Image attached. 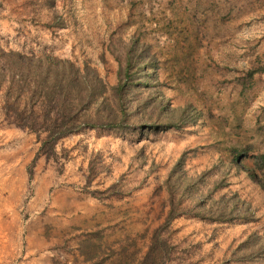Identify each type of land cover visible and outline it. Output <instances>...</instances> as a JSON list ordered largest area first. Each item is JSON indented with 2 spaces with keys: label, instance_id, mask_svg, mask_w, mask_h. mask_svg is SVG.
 <instances>
[{
  "label": "rangeland",
  "instance_id": "rangeland-1",
  "mask_svg": "<svg viewBox=\"0 0 264 264\" xmlns=\"http://www.w3.org/2000/svg\"><path fill=\"white\" fill-rule=\"evenodd\" d=\"M0 48L87 62L127 113L47 150L0 115V264H139L152 237L159 264H264V0H0ZM168 173L194 181L172 218Z\"/></svg>",
  "mask_w": 264,
  "mask_h": 264
},
{
  "label": "trees",
  "instance_id": "trees-1",
  "mask_svg": "<svg viewBox=\"0 0 264 264\" xmlns=\"http://www.w3.org/2000/svg\"><path fill=\"white\" fill-rule=\"evenodd\" d=\"M105 88L97 69L87 62L78 65L69 59L46 55L29 57L0 48V115L6 124L35 132L41 150L44 146L45 150L53 147L59 138L85 127L120 125L127 115L123 84L119 82L112 87L115 91L112 100L105 97ZM188 115L182 111L181 120ZM165 181L171 201L168 217L172 218L186 212L178 203L174 204L177 189L178 193L182 190L180 198L188 196L191 190L194 193V181L192 184L185 180L177 182L170 173ZM221 199L210 200L222 206ZM215 213L217 218H222L220 209ZM163 245L152 237L139 264H159L155 254L158 249L163 250Z\"/></svg>",
  "mask_w": 264,
  "mask_h": 264
}]
</instances>
